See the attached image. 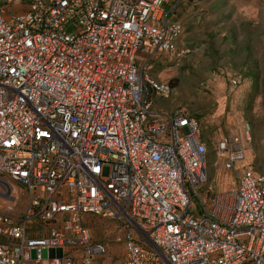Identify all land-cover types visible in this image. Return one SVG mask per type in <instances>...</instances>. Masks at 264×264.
I'll use <instances>...</instances> for the list:
<instances>
[{"label": "built area", "instance_id": "obj_1", "mask_svg": "<svg viewBox=\"0 0 264 264\" xmlns=\"http://www.w3.org/2000/svg\"><path fill=\"white\" fill-rule=\"evenodd\" d=\"M184 1L0 0V264H94L86 215L122 229L116 264H264V176L213 192L195 118L151 109L169 87L150 59L187 51L167 17ZM249 139L216 141L225 168Z\"/></svg>", "mask_w": 264, "mask_h": 264}, {"label": "rangeland", "instance_id": "obj_2", "mask_svg": "<svg viewBox=\"0 0 264 264\" xmlns=\"http://www.w3.org/2000/svg\"><path fill=\"white\" fill-rule=\"evenodd\" d=\"M163 7L169 9L168 4ZM21 9L18 5L11 10ZM167 17L181 24L177 45L187 51L178 62L166 54L150 59L147 75L169 87L167 97L150 95L152 111L195 118L206 146L205 184L213 192L235 186L233 170L243 165L264 176V0H187ZM235 75L238 82L232 84ZM243 126H248L250 136L245 158L225 168L224 155L215 154L216 141ZM12 187L14 193L19 187L15 209L20 210L26 201L24 188L14 183ZM3 203L0 197V210ZM83 221L91 236L106 247L98 263L116 264L122 258V230L101 216L86 215ZM46 253L41 249L42 258Z\"/></svg>", "mask_w": 264, "mask_h": 264}, {"label": "crops", "instance_id": "obj_3", "mask_svg": "<svg viewBox=\"0 0 264 264\" xmlns=\"http://www.w3.org/2000/svg\"><path fill=\"white\" fill-rule=\"evenodd\" d=\"M177 40H178V39H177ZM176 43H177V41H176ZM113 223H114V222H113ZM116 226H117V225H116ZM119 228H120V227H119ZM120 229H121V228H120ZM121 230H122V229H121ZM92 238H93V237H92ZM93 239H94V238H93ZM95 240H96V239H95ZM97 241H98V240H97ZM99 242H100V241H99ZM101 243H102V242H101ZM121 244H122L123 252H122V258H121L120 260H122V259L124 258V246H123V243H122V242H121ZM105 254H106V253H105ZM105 254H104V255H105ZM104 255L96 256L95 259H94V264H99V263H98V260H100ZM120 260H119V261H120ZM119 261H118V262H119ZM118 262H117V263H118Z\"/></svg>", "mask_w": 264, "mask_h": 264}]
</instances>
